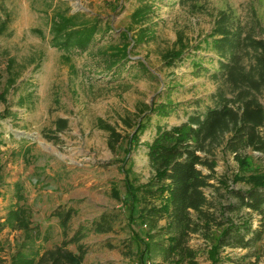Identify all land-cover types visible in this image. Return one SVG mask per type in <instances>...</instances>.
<instances>
[{
    "label": "rangeland",
    "instance_id": "obj_1",
    "mask_svg": "<svg viewBox=\"0 0 264 264\" xmlns=\"http://www.w3.org/2000/svg\"><path fill=\"white\" fill-rule=\"evenodd\" d=\"M220 12L246 29L255 18L264 27V0H0V21L7 20L0 34V94L5 98L0 112L10 111L0 119L2 264H10L22 244L36 253L61 242L62 230L51 216L60 206L76 210L66 238L105 210L119 213L112 232H88L82 238L87 252L80 264H140L141 247L131 240L123 217L130 207L124 172L135 183L146 182L151 171L142 143L151 140L156 125L179 124L190 111L214 105L209 96L217 82L208 76L214 63L203 58L209 71L195 75L190 60L193 55L214 56L201 39ZM61 13L76 16L74 28L92 29L83 48L65 47L62 37L54 35L52 21ZM173 51H182L181 59L165 64ZM124 52L119 60L113 56ZM258 100L264 107V89ZM160 102H170L168 115L148 111ZM145 115L148 124L137 144H127ZM58 118L67 120L62 131L55 128ZM111 128L122 136L114 148ZM241 155L248 169L264 168V154L245 150ZM215 159L211 186L203 191L217 208L234 201L226 189H244L248 183L234 179L238 162L231 153L216 151ZM13 211L20 213L25 228L11 219ZM248 213L255 226L258 215ZM144 229L138 230L142 237ZM206 244L191 234L186 245L193 257L177 264H211ZM256 252L245 256L244 249L226 247L221 255L230 260L221 264L242 259L241 264H264V234ZM175 259H164L157 251L144 257L143 264H174Z\"/></svg>",
    "mask_w": 264,
    "mask_h": 264
},
{
    "label": "trees",
    "instance_id": "obj_2",
    "mask_svg": "<svg viewBox=\"0 0 264 264\" xmlns=\"http://www.w3.org/2000/svg\"><path fill=\"white\" fill-rule=\"evenodd\" d=\"M75 19V15L63 13L55 16L52 21L54 35L62 37L61 45L65 47L83 48L93 31L87 25L74 28ZM251 24L246 29L229 19L225 12L218 14L210 33L201 39L214 56L199 58L193 55L190 60L195 75L209 71L202 65L203 58L214 63L208 73L209 78L217 82L215 92L209 96L214 105L190 111L179 124L169 127L156 125L151 140L142 143L151 171L146 182L135 183V177L131 178L126 170L124 172V187L130 207L123 217L131 240L141 247L140 264L144 263V257L157 251L163 254L164 259L175 256L174 264L184 258H192L194 253L186 245L191 234L199 235L207 243L206 252L211 264L230 260L227 255H221L226 247L244 249L245 256L257 253L258 243L264 234V168L248 169L241 155L245 150L264 154V107L258 100L264 89V37L261 36H264V27L256 18ZM6 29L7 20L0 21V34ZM181 54L182 51L170 52L164 59L165 64L171 65L175 59H181ZM113 56L119 60L126 56V52L114 53ZM4 99L0 94V100ZM166 106H171L170 102L152 105L148 111L166 116L172 110ZM9 113L4 109L0 112V119ZM147 119L148 115H145L136 122L133 137L127 136V144L131 145L133 140L137 144L138 136L147 127ZM66 125L65 118L55 121L56 131L64 130ZM121 137L111 128L110 146L114 148ZM216 151L231 153L238 162L234 179H245L248 183L244 189H226L225 193H229L234 201L218 204L217 208L203 191L211 186L208 180L213 176ZM126 158L127 155L123 161ZM198 166L206 168L207 173H202ZM217 182L222 185L220 179ZM242 209L247 211L241 212ZM229 212L232 216L225 215ZM248 212L258 215L255 226ZM75 213L71 206L53 210L51 216L57 218L63 240L36 253L25 251L23 247L28 246L22 244V248L12 255L10 264H80L87 252L86 245L80 242L82 238L88 232H112L119 218L115 210H105L90 223L80 224L71 237L66 238ZM11 217L21 225L18 211H13ZM143 226L145 240L138 231ZM71 245L75 248H70ZM107 246L113 247L111 243ZM243 261L234 262L241 264Z\"/></svg>",
    "mask_w": 264,
    "mask_h": 264
}]
</instances>
